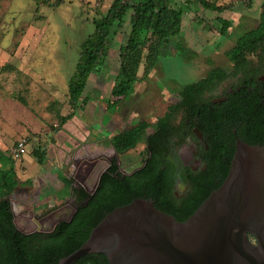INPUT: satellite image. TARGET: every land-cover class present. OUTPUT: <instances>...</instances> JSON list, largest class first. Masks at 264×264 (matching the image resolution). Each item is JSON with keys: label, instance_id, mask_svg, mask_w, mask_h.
I'll use <instances>...</instances> for the list:
<instances>
[{"label": "rangeland", "instance_id": "374dc122", "mask_svg": "<svg viewBox=\"0 0 264 264\" xmlns=\"http://www.w3.org/2000/svg\"><path fill=\"white\" fill-rule=\"evenodd\" d=\"M210 1L219 5L234 6L232 10L224 12V16L231 21L229 30L221 34L211 25H217L215 13L195 2L184 4L186 14L180 33L168 42L149 76L133 84L127 97L114 104L111 102V89L117 77L119 46L126 40L130 30V13L127 15L122 30L112 38L107 58L88 78L84 91L87 100L80 110V118L86 122L83 124L86 131H83L85 135L82 136L80 129L79 134L82 138L85 136V139L79 140L76 147L66 151L62 160L48 155V160L40 165L29 152L23 155L29 177L34 178V183L11 198L14 222L21 231L28 232L39 226L33 221L37 216L56 217V213H64L66 209L76 207L75 200L69 195L62 202L56 201L66 189H59L43 179L46 171L58 176L59 171L63 169L65 176L73 180V185L82 186L87 191L95 189L100 174L112 158L117 159L121 173H131L143 164L148 155L144 141L119 154L114 151L110 137L142 119L154 121L168 103L178 100L183 85L204 77L211 66L231 68L224 51L231 47L245 30L256 25L262 0ZM45 2L0 0V51H4L0 55L3 57H0V64H9L8 68L0 71V87L8 88V93L16 86H30V92H20L26 96L36 114V123L32 128L42 132L40 139L48 145L45 131L54 128L52 125L59 121L58 114H66L72 109L66 91L68 79L73 74L79 58L81 42L94 32L93 19L104 15L107 8L99 1L93 0H65L58 6H49ZM50 2L53 3L54 0ZM30 34L41 38L35 62L31 63L33 68H36L31 78L16 71L13 59L6 61V56L13 54L17 43ZM141 72L140 68L139 74ZM1 96L7 97L9 94L4 95L1 92ZM53 100L56 102L50 104ZM93 122L97 124L98 132L102 135L100 138L96 135V140L89 139L88 136ZM150 132L151 129H148L147 133ZM62 133L68 134L65 131ZM22 137L33 145L32 134ZM71 138L68 143L63 142L64 147L68 144L72 146V141L77 140L74 136ZM34 140L35 144L39 141L37 138ZM39 169L43 171L40 179H43L44 183L41 185L35 180V171ZM19 175L25 178L26 174L19 172ZM48 195L52 204L55 201V205L48 207L44 204L45 208H42ZM61 217L65 218L67 215L63 214Z\"/></svg>", "mask_w": 264, "mask_h": 264}, {"label": "trees", "instance_id": "16d2710c", "mask_svg": "<svg viewBox=\"0 0 264 264\" xmlns=\"http://www.w3.org/2000/svg\"><path fill=\"white\" fill-rule=\"evenodd\" d=\"M45 1L57 6L65 0H54L53 3L50 0ZM192 2L215 13L214 19L217 25H211L219 33L225 34L229 30L231 21L224 16V12L233 9L234 6L230 4L219 5L210 0H112L106 13L93 19L94 32L81 42L79 58L68 81L67 95L72 109L68 115L62 117L61 122H66L75 111L83 108L87 100L84 91L88 78L107 58L112 38L122 30L124 20L129 13L130 30L126 40L119 46L117 77L111 89L113 97L111 102L114 104L120 103L127 97L133 84L149 76L168 42L183 28V17L186 14L184 4ZM261 47H264V0L260 4L256 25L245 30L234 44L224 51L232 70L211 66L204 77L183 85L178 100L168 103L154 121L142 119L110 137L114 151L119 154L144 141L148 155L138 169L130 174H122L118 170L116 158H112L107 168L100 174L93 191L73 185L72 179H65V187L70 189L71 196L76 202V210L69 221H61L48 235L26 234L17 228L9 197L21 182L12 167L2 170L0 264H57L62 257L70 254L86 241L92 228L107 213L135 198L151 199L156 208L173 215L179 221L190 216L210 192L218 188L226 178L231 154L228 156L225 169H215V163L213 167L209 166V169L196 175L190 171V190L181 201V205H178L172 195L174 183L172 170L163 168L165 153L171 151L177 144L175 138L180 131L185 135L189 133L197 95L215 87L220 80L235 76L248 63L246 55L256 53ZM8 66L5 64L0 66V69ZM140 68L141 74H139ZM251 127L253 128V125ZM148 129H151L150 133H147ZM261 129H264V123ZM38 140L33 144L30 153L37 163L42 164L46 159L47 144L40 138ZM249 142L264 144V138L250 139ZM211 149L214 155L221 154L219 142L213 141ZM216 177L220 180L211 184V180H215ZM249 238L255 241L251 234ZM72 264H109V262L104 253L92 252Z\"/></svg>", "mask_w": 264, "mask_h": 264}, {"label": "water", "instance_id": "95a60500", "mask_svg": "<svg viewBox=\"0 0 264 264\" xmlns=\"http://www.w3.org/2000/svg\"><path fill=\"white\" fill-rule=\"evenodd\" d=\"M75 210L56 218L69 221ZM92 252L109 264H264V147L237 140L226 178L185 220L135 198L107 213L57 264Z\"/></svg>", "mask_w": 264, "mask_h": 264}, {"label": "flooded vegetation", "instance_id": "af4514ba", "mask_svg": "<svg viewBox=\"0 0 264 264\" xmlns=\"http://www.w3.org/2000/svg\"><path fill=\"white\" fill-rule=\"evenodd\" d=\"M246 59L248 63L235 76H228L217 82L215 87L197 95L189 133L185 135L180 131L175 138L177 144L165 153L163 168L172 170V195L178 205H181L190 190V171L196 175L209 169V166L213 167L215 163V169H225L231 154L230 167L237 140L264 147V144L249 142L250 139L264 138V129H261L264 123V47L246 55ZM213 141L221 144V154H213ZM219 180L216 177L211 180V184ZM30 217L33 219L31 214ZM33 221L39 226L24 233L48 235L57 224L66 220L54 216H37Z\"/></svg>", "mask_w": 264, "mask_h": 264}, {"label": "crops", "instance_id": "0c3cea01", "mask_svg": "<svg viewBox=\"0 0 264 264\" xmlns=\"http://www.w3.org/2000/svg\"><path fill=\"white\" fill-rule=\"evenodd\" d=\"M88 1H92V0H88ZM93 1H99L101 4L105 5V7L107 8L106 10H108L112 0H93ZM49 6L52 5L49 4ZM37 10H38V6H36V11ZM119 32L120 31H118L116 34H118ZM40 42H41V38H35L34 34H30L29 37L21 39L17 43V47L13 51V54L11 56L10 55L6 56L7 58L6 61L7 60L11 61L13 59V61L15 62L16 71L21 72V75L23 76H27L30 78L33 77L36 68H33L34 66L31 63L35 62V54L36 52L38 53V47L41 44ZM2 52H4L3 49H1L0 55ZM5 64L7 63H4L2 65L0 64V66H3ZM4 69H0V71ZM1 83H4V81H1ZM7 89L8 88L3 89L2 87H0V177L2 170L12 167L15 171V174L17 175V177L21 182V184L17 186L15 191L9 197L11 204V198L13 197V195L24 191L25 188L28 189L29 187H31L32 183H34L33 182L34 178L29 177L30 174H28L27 165L24 162L23 156L19 159H14L10 155V149L23 135L25 136L26 134L29 135L32 134L33 140L31 143L35 144L34 139L40 138L41 137L40 133L42 132H37L36 129L32 128V125L35 126L36 123L35 122L36 114L33 111V108L29 105L26 96L22 92H20V91L30 92L31 91L30 86L27 87L16 86L14 90L8 93L6 92ZM1 92H3L4 95L9 94V96L2 97ZM66 94H68V84H67ZM54 102L56 101L53 100V102H51L50 104H54ZM69 113L70 112H67L66 114L63 113L58 114L57 118H59V121L54 125H52L54 126V128H52L53 130L49 129V131H45L49 143L46 147V159L42 164H44L46 160H48L47 159L48 155H52V157H57L62 160L65 157L66 151H69L71 150V148L76 147V144L79 142V140L85 139V136L82 138L81 135L82 136L85 135L83 131H86V128L85 126H83V124L86 122L80 118V116H82L80 113V109L75 111V113L71 116L69 120H67L64 123L61 122L62 117L68 115ZM87 125L88 124H86V126ZM69 126L71 127L69 128ZM80 129H82V133H80L81 135L79 134ZM98 129L99 127L95 122L91 123L90 132H88V136H90L89 139L96 140L97 138L96 135H98V138L102 136L101 133L98 132ZM64 131L67 132L68 134L62 133ZM73 136L77 138V140L72 141L73 142L72 146L68 144L69 147L68 146L64 147L65 144H63V142L68 143L70 139H72L71 137ZM32 148L33 145H31L27 141L26 153L29 152V154H31L30 152ZM61 153L63 154V157H61ZM33 159L35 162H37L34 157ZM60 164L62 166L61 162ZM19 172L26 174L25 178H21ZM35 173H37V177H35V180L40 185L44 183L43 179H45L46 181H48V183H52L55 187H58L59 189L62 188L66 189V192L64 194H62L59 198L57 197L56 201H58V203L62 202L67 195L71 196L70 189L65 187L64 184L65 179H70V178L65 176L63 169L59 171L58 176H55L50 172L46 171L45 173L46 175L44 176L45 178L43 179H40V175L41 174L43 175V171L41 169L35 171ZM49 197H50L49 195L45 197L46 201H43L42 208H45L44 204H46V206L48 207H52L55 205V201L53 200L54 202L52 204L51 199L49 200Z\"/></svg>", "mask_w": 264, "mask_h": 264}, {"label": "built area", "instance_id": "2783aa9c", "mask_svg": "<svg viewBox=\"0 0 264 264\" xmlns=\"http://www.w3.org/2000/svg\"><path fill=\"white\" fill-rule=\"evenodd\" d=\"M27 151V139L25 137L20 138L14 146L10 149V155L14 159L21 158Z\"/></svg>", "mask_w": 264, "mask_h": 264}]
</instances>
